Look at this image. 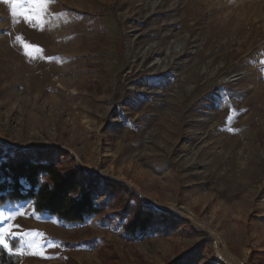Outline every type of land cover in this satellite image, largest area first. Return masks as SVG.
Listing matches in <instances>:
<instances>
[{
    "label": "rangeland",
    "instance_id": "1",
    "mask_svg": "<svg viewBox=\"0 0 264 264\" xmlns=\"http://www.w3.org/2000/svg\"><path fill=\"white\" fill-rule=\"evenodd\" d=\"M0 148L175 217L130 240L111 206L7 205L21 264H264V0H0Z\"/></svg>",
    "mask_w": 264,
    "mask_h": 264
},
{
    "label": "trees",
    "instance_id": "2",
    "mask_svg": "<svg viewBox=\"0 0 264 264\" xmlns=\"http://www.w3.org/2000/svg\"><path fill=\"white\" fill-rule=\"evenodd\" d=\"M102 183L109 202L98 204L96 194ZM28 202L36 214L57 218L68 225L84 224L93 217L104 216L111 206L126 218L124 231L130 240L147 234L158 224L175 221L170 213L157 218L145 211L137 194L124 184L96 177L80 167L33 162L27 152L10 154L0 148V208ZM8 244L9 249L0 244V264H21L19 242Z\"/></svg>",
    "mask_w": 264,
    "mask_h": 264
},
{
    "label": "bare ground",
    "instance_id": "3",
    "mask_svg": "<svg viewBox=\"0 0 264 264\" xmlns=\"http://www.w3.org/2000/svg\"><path fill=\"white\" fill-rule=\"evenodd\" d=\"M159 63H161V61H159ZM172 209L174 211H176L179 215L183 216V217H189V218L195 220L194 217H193V215L190 212L186 211V209L185 210H182L181 208L175 207V206L172 207ZM221 244L223 245V242L222 241H221ZM229 262H230V264H245V263H243V262H241V261L233 258V256L230 257V255H229Z\"/></svg>",
    "mask_w": 264,
    "mask_h": 264
},
{
    "label": "snow or ice",
    "instance_id": "4",
    "mask_svg": "<svg viewBox=\"0 0 264 264\" xmlns=\"http://www.w3.org/2000/svg\"><path fill=\"white\" fill-rule=\"evenodd\" d=\"M5 2H7V0H5ZM0 244H4V246L7 247V244L4 242L2 238H0Z\"/></svg>",
    "mask_w": 264,
    "mask_h": 264
}]
</instances>
